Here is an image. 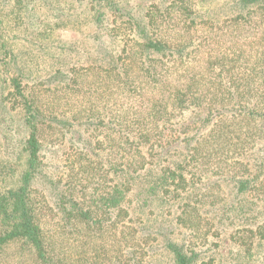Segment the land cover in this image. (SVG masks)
I'll return each instance as SVG.
<instances>
[{
    "label": "trees",
    "instance_id": "obj_1",
    "mask_svg": "<svg viewBox=\"0 0 264 264\" xmlns=\"http://www.w3.org/2000/svg\"><path fill=\"white\" fill-rule=\"evenodd\" d=\"M202 1L150 4L137 35L128 34L106 66L71 68L61 90L67 100L85 98L77 119H86L89 134L74 132L87 144L66 152L53 204L31 187L49 125L13 84L23 100L25 160L16 181L14 169L0 165V264H137L128 194L158 147L185 144L183 158L158 176L174 198L211 177L232 180L245 196L264 181V0H232L236 11L223 17L198 16ZM102 15H94L98 25ZM111 31L115 39L121 28ZM74 119L60 124L63 141ZM256 231L264 238L262 225ZM115 242L129 250L118 262ZM171 247L177 264H190Z\"/></svg>",
    "mask_w": 264,
    "mask_h": 264
},
{
    "label": "rangeland",
    "instance_id": "obj_2",
    "mask_svg": "<svg viewBox=\"0 0 264 264\" xmlns=\"http://www.w3.org/2000/svg\"><path fill=\"white\" fill-rule=\"evenodd\" d=\"M169 1L0 0V165L14 169L13 180L24 168L21 148L27 130L23 100L15 95L13 84L19 83L24 94L34 99L49 125H44L48 132L40 152L41 166L31 187L53 204L61 192L66 152L87 144L74 132L85 138L89 134L86 119H77L86 106L85 98L67 100L61 90L71 68L106 66L108 57L121 51L125 37L137 35L146 7L165 6ZM231 1L203 0L197 15H230L236 11ZM98 13L103 14L99 25L94 19ZM115 25L121 31L114 39L111 28ZM75 117L74 130L63 141L60 124ZM184 146L178 142L156 148L151 164L131 185L128 204L137 229V264H177L171 246L190 257V264H264V238L256 231L257 226L264 227V181L248 196L236 193L232 180L212 183V177L189 183L177 198L162 193L158 176L165 166H175L183 158ZM151 187H155L153 195L147 192ZM128 254L117 242L111 246L110 256L116 262Z\"/></svg>",
    "mask_w": 264,
    "mask_h": 264
}]
</instances>
